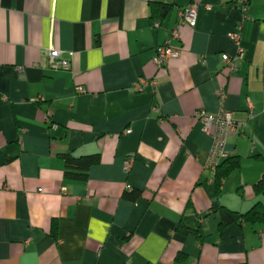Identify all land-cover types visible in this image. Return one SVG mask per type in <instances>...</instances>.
Listing matches in <instances>:
<instances>
[{
    "label": "crops",
    "instance_id": "0c3cea01",
    "mask_svg": "<svg viewBox=\"0 0 264 264\" xmlns=\"http://www.w3.org/2000/svg\"><path fill=\"white\" fill-rule=\"evenodd\" d=\"M149 1L0 0V264H264V224L218 229L220 207L264 206V0H247L250 20L228 0H157L172 9L153 22ZM191 4L195 26L172 38ZM165 43L178 55L157 67ZM240 50L229 74L219 56ZM199 110L234 119L225 149L240 164L220 193ZM66 153L99 162L65 180Z\"/></svg>",
    "mask_w": 264,
    "mask_h": 264
},
{
    "label": "built area",
    "instance_id": "2783aa9c",
    "mask_svg": "<svg viewBox=\"0 0 264 264\" xmlns=\"http://www.w3.org/2000/svg\"><path fill=\"white\" fill-rule=\"evenodd\" d=\"M232 6L239 9L242 14V19H249L247 10V0H232ZM250 20V19H249ZM196 23V6L191 4L178 12L177 24L171 29V37L178 38V29L181 25H187L189 27H194ZM155 28L160 26V22L156 21L153 23ZM229 37L235 43L239 41V35L237 32L230 33ZM178 50L172 48L168 43L158 47L156 49V55L153 59V63L157 67H162L166 62L177 56ZM220 60L224 64L227 72L233 74L237 70V60L241 57V50L238 56H229L225 53L220 54ZM48 65L51 68L68 69L69 62L66 58H63L60 52L56 50H50L47 53ZM145 84V80H139L135 85V90H140ZM223 96V91L220 92ZM251 116V113H250ZM196 120L202 123L205 131L213 129L212 134V146L208 153L205 166L206 168L215 171L217 165L228 157V152L225 149L227 135L230 131L235 128L234 119L232 113L226 111H220L216 114H208L203 110H199L194 114ZM46 122H49V117L45 116ZM132 157H128L124 161V170L128 172L132 166Z\"/></svg>",
    "mask_w": 264,
    "mask_h": 264
},
{
    "label": "trees",
    "instance_id": "16d2710c",
    "mask_svg": "<svg viewBox=\"0 0 264 264\" xmlns=\"http://www.w3.org/2000/svg\"><path fill=\"white\" fill-rule=\"evenodd\" d=\"M228 3H232V0H228ZM149 5V20L151 22L156 19L166 20L169 18L172 5L159 2L157 0H150ZM58 157L64 162V174L65 180L71 181H85L87 179V173L90 167L98 164L99 155H84L74 156L73 154H60ZM240 159L238 156H228L226 159L221 161L216 169L214 182L216 192L220 193L225 180L228 176L238 169ZM254 191L257 195L264 196V174L260 180L254 185ZM139 193L137 191L125 192L124 197L134 200ZM219 223L218 229L221 231L224 227L231 224H264V206L261 202H256L248 211L240 213L231 211L225 207H220L218 211ZM175 231L184 235L192 234L196 238L202 240L203 235L200 227H189L183 221H180L176 226ZM57 232V224L53 221L52 223V236L55 237Z\"/></svg>",
    "mask_w": 264,
    "mask_h": 264
}]
</instances>
